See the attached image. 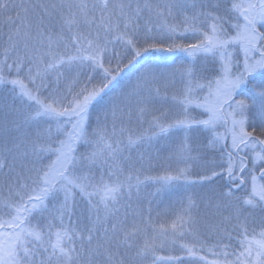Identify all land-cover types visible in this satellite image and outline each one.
Returning a JSON list of instances; mask_svg holds the SVG:
<instances>
[{"label": "snow or ice", "instance_id": "6c2138e0", "mask_svg": "<svg viewBox=\"0 0 264 264\" xmlns=\"http://www.w3.org/2000/svg\"><path fill=\"white\" fill-rule=\"evenodd\" d=\"M0 264H264V0H0Z\"/></svg>", "mask_w": 264, "mask_h": 264}, {"label": "trees", "instance_id": "16d2710c", "mask_svg": "<svg viewBox=\"0 0 264 264\" xmlns=\"http://www.w3.org/2000/svg\"><path fill=\"white\" fill-rule=\"evenodd\" d=\"M183 59H185V57L180 53L173 54V56H169L168 54L163 53H155L149 57H146L145 61L148 64H158L160 66H165L166 64H171L173 62L180 63ZM141 70L142 66L138 64L132 69H129L128 71L123 73L117 83L113 85V87L109 90L104 99L95 106L94 112L100 111L110 96L119 93L123 88L127 87Z\"/></svg>", "mask_w": 264, "mask_h": 264}, {"label": "rangeland", "instance_id": "374dc122", "mask_svg": "<svg viewBox=\"0 0 264 264\" xmlns=\"http://www.w3.org/2000/svg\"><path fill=\"white\" fill-rule=\"evenodd\" d=\"M183 192H184V188L180 186L179 184H175L171 186L167 190V192H165L161 197V200H162L161 207H164L169 202H175L179 200L181 196L183 195Z\"/></svg>", "mask_w": 264, "mask_h": 264}]
</instances>
